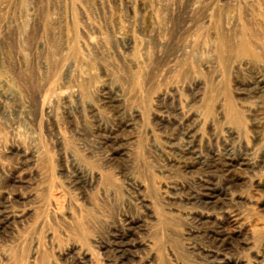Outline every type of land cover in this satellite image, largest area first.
<instances>
[{
    "label": "rangeland",
    "instance_id": "1",
    "mask_svg": "<svg viewBox=\"0 0 264 264\" xmlns=\"http://www.w3.org/2000/svg\"><path fill=\"white\" fill-rule=\"evenodd\" d=\"M0 264H264V0H0Z\"/></svg>",
    "mask_w": 264,
    "mask_h": 264
},
{
    "label": "bare ground",
    "instance_id": "2",
    "mask_svg": "<svg viewBox=\"0 0 264 264\" xmlns=\"http://www.w3.org/2000/svg\"><path fill=\"white\" fill-rule=\"evenodd\" d=\"M243 50V49H242ZM122 246V245H121ZM114 252V251H113Z\"/></svg>",
    "mask_w": 264,
    "mask_h": 264
}]
</instances>
